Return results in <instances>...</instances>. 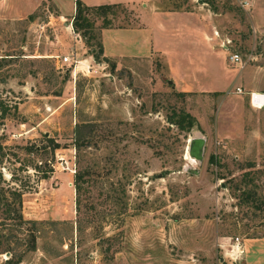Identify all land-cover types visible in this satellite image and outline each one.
I'll use <instances>...</instances> for the list:
<instances>
[{
    "label": "rangeland",
    "instance_id": "rangeland-1",
    "mask_svg": "<svg viewBox=\"0 0 264 264\" xmlns=\"http://www.w3.org/2000/svg\"><path fill=\"white\" fill-rule=\"evenodd\" d=\"M152 2L208 7L227 63L264 65V29L254 28L248 0ZM140 9L119 4L105 17L134 25ZM93 15L98 33L103 16ZM70 21L50 0L22 16L0 0V264H244L234 246L264 235V153L238 156L241 144L229 146L216 131L221 94L181 93L158 55L78 63L71 42L75 32L83 37ZM77 63L83 72L74 79ZM179 110L198 125L168 121ZM198 137L202 159L192 162L188 149ZM254 244L248 256L264 264V243Z\"/></svg>",
    "mask_w": 264,
    "mask_h": 264
},
{
    "label": "crops",
    "instance_id": "crops-1",
    "mask_svg": "<svg viewBox=\"0 0 264 264\" xmlns=\"http://www.w3.org/2000/svg\"><path fill=\"white\" fill-rule=\"evenodd\" d=\"M12 1L3 0L7 11L9 14L22 16L32 12L45 0H30L29 4L22 8L14 6ZM50 1L62 15L74 13V0ZM82 1L90 5L122 3L140 6L138 24L100 28L103 55L116 62L147 60L153 55H158L170 76L169 81L174 83L176 89L182 92L194 90L198 93L221 94L222 122L220 125L216 124V131L229 146L231 144L236 147L241 144L236 149L238 156L249 157L251 153L257 152L254 156L258 157V153H264V117L261 115L264 106L252 107L248 93L250 90L264 92V82L259 79L261 74L264 77V65L247 64L240 68L227 63L226 49L220 46L217 37L211 35L213 14L208 7L162 9L155 6L152 0ZM248 1L251 4L254 28L264 29V18L255 17L258 11H261L258 7L264 9L262 5L264 0ZM68 28L75 32L71 21ZM71 44L78 57V63H80L79 59L82 62L84 60L91 62L93 55L85 54L84 40L76 32ZM78 63L70 70V76L74 79L77 73L83 70ZM236 87H241L243 90L236 92ZM230 93L234 94L233 98L226 100L227 94ZM254 243L256 245L264 243V235L242 238L241 249L234 246L233 251L238 249L241 253L238 257L244 264L253 263L248 253L251 247L255 246Z\"/></svg>",
    "mask_w": 264,
    "mask_h": 264
},
{
    "label": "trees",
    "instance_id": "trees-1",
    "mask_svg": "<svg viewBox=\"0 0 264 264\" xmlns=\"http://www.w3.org/2000/svg\"><path fill=\"white\" fill-rule=\"evenodd\" d=\"M75 1V10L74 13L71 15V23L72 28L79 32L84 40V43L90 48V52L94 56L96 60L100 59L102 56L104 59L107 57L102 55L103 54V46L100 38V30L98 33H95L94 26H95V19L93 14H101L103 16L101 27H108L113 26L111 24L110 18H106L105 14L107 11L111 10L114 6H117L122 3H100V4H86L82 0H74ZM209 2L210 0H203ZM121 26V25H120ZM182 93V91H181ZM170 122H175L178 127L185 130H190L194 125H198L197 120L193 115L190 113L179 110L178 112H172V114L167 118ZM2 150V146L0 143V151ZM80 175H77V179H79ZM13 196L17 197L16 200V207H15V215L20 221L23 222V215L20 211L21 208V195L22 192L19 189H13L9 191ZM15 200V198H13ZM9 206V205H8ZM6 215L9 216L12 212L10 206L6 208ZM32 236V235H31ZM33 237V236H32ZM34 242V237H33ZM32 248H34V244H32ZM21 259H17L15 261H11L10 259L6 260L4 264H19Z\"/></svg>",
    "mask_w": 264,
    "mask_h": 264
},
{
    "label": "built area",
    "instance_id": "built-area-1",
    "mask_svg": "<svg viewBox=\"0 0 264 264\" xmlns=\"http://www.w3.org/2000/svg\"><path fill=\"white\" fill-rule=\"evenodd\" d=\"M215 34H218L217 31H214ZM222 45L224 47L227 46V44L225 43H222ZM228 58L229 60L232 62V63H235L239 66H242L243 65V58L242 56L240 55L239 52H236V51H230L229 54H228ZM69 59V56L68 55H62V60L63 61H67ZM238 91H242V88L241 87H237L236 88ZM249 93V103L252 107L254 108H262L264 106V92L262 91H254V90H250L248 91ZM235 241L237 243H239V238L236 237L235 238Z\"/></svg>",
    "mask_w": 264,
    "mask_h": 264
},
{
    "label": "water",
    "instance_id": "water-1",
    "mask_svg": "<svg viewBox=\"0 0 264 264\" xmlns=\"http://www.w3.org/2000/svg\"><path fill=\"white\" fill-rule=\"evenodd\" d=\"M204 138H193L191 140L189 149H188V154L190 157L195 158L196 160H201L202 159V149L204 145Z\"/></svg>",
    "mask_w": 264,
    "mask_h": 264
},
{
    "label": "bare ground",
    "instance_id": "bare-ground-1",
    "mask_svg": "<svg viewBox=\"0 0 264 264\" xmlns=\"http://www.w3.org/2000/svg\"><path fill=\"white\" fill-rule=\"evenodd\" d=\"M82 61H80V63H81ZM191 160L190 161H192V162H194V159L193 158H190Z\"/></svg>",
    "mask_w": 264,
    "mask_h": 264
}]
</instances>
